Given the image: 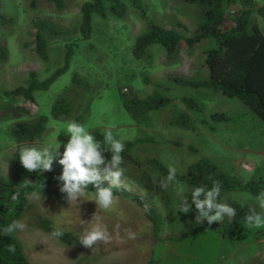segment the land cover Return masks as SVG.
Here are the masks:
<instances>
[{"label": "rangeland", "instance_id": "1", "mask_svg": "<svg viewBox=\"0 0 264 264\" xmlns=\"http://www.w3.org/2000/svg\"><path fill=\"white\" fill-rule=\"evenodd\" d=\"M86 1L89 0H69L67 9L60 12L45 0H0V15L6 19V25L0 27V45L8 52L6 61L0 59V94L26 87L32 72L40 81L46 80L65 66L66 45L71 44L74 51L69 69L49 89L35 92L34 102L16 98L17 106L29 113L25 119L49 117L42 144L17 147L9 135L13 122L0 121L1 175L13 176V154L25 148L59 149L60 155L53 153V164H59L69 139L67 124L77 120L82 121L89 132L95 129L105 132L111 128L120 140H139L133 151L134 158L140 163L150 158L158 159L167 168L175 166L179 176L185 175L188 167L201 159L210 160L225 174H235L245 150L264 153V122L241 101L213 90L180 86L173 81L174 78L208 80L206 51L214 47V41H204L194 48L182 43L173 60L167 58L161 46L155 45L149 48L148 59H137L133 54L135 41L146 29L142 16L129 2H126L129 12L124 19L112 14L105 18L95 15L92 38L85 40L78 33V27L81 5ZM142 1L149 16L159 25L175 29L186 37L195 34L199 21L195 6L184 0ZM254 2L257 8L264 7V0ZM238 10L234 7L229 11L230 26L238 17ZM252 16L264 33V18L256 12ZM39 21H50L70 29L75 32V38L69 41L62 37L51 39L44 60L36 47L35 24ZM76 78L80 79V86ZM155 93L171 99L172 103L162 111L151 112L149 118L137 120L124 106V98L142 100ZM60 97L73 105L69 119L52 118V107ZM259 165L256 175L264 183V158ZM125 169L122 188L136 194L145 208L158 213V230L130 200L117 197V203L104 211L97 208L95 193L87 192L74 204L67 202L65 194L62 201L55 196L42 195L40 200L29 199V209L22 221L27 228L17 231L32 264H134V255L147 248L154 251L149 264L224 263L226 253L222 251L226 240L220 241V235L208 231L210 227L205 224H194L195 207L192 206L187 214L177 212L181 196L177 195L175 182L167 189L162 188L161 181L166 182L167 176L156 172L152 174L153 188L144 189L135 181L141 178L142 170L135 165ZM176 180L184 186L183 195L189 201L187 184ZM257 186L264 189L262 183ZM238 194L237 200L247 198L245 193ZM257 204L254 209L264 213L259 202ZM95 213L113 239L93 250L64 244L40 227V221L46 219L54 228L79 240L83 232L96 223L92 220ZM129 229L136 233V239L127 238L126 230ZM245 229L248 240L255 230L264 235V228L249 229L245 224ZM217 231L226 233L229 228L218 227ZM166 248H173L175 254Z\"/></svg>", "mask_w": 264, "mask_h": 264}, {"label": "trees", "instance_id": "2", "mask_svg": "<svg viewBox=\"0 0 264 264\" xmlns=\"http://www.w3.org/2000/svg\"><path fill=\"white\" fill-rule=\"evenodd\" d=\"M53 4L58 11H64L68 7L69 0H45ZM187 4L197 8L199 13L198 27L195 34L186 37L175 29H166L156 23L149 16L148 9L142 0H89L81 5V19L78 33L85 40H90L94 32L93 18L98 15L105 18L112 14L119 19H124L129 12L130 6L138 12L146 22L145 31L136 39L133 54L137 59H148L150 57L149 48L155 45L161 46L167 54L169 60H173L179 46L184 43L189 48H194L207 40L215 42L213 48L206 51L205 65L208 69L209 79L203 81H190L174 78L173 81L180 86L192 87L203 90H213L225 97L241 101L257 118L264 122V33L258 23L253 19L252 14L256 12L264 18V7H258L254 0H184ZM238 7V17L235 23L230 26L229 11ZM6 19L0 15V27L6 25ZM11 23V21H9ZM36 47L40 57L44 60L48 56V46L51 39L67 38L73 40L75 32L63 28L50 21H39L35 24ZM68 51L65 56V66L57 69L44 81L37 78V74L32 72L26 87H18L11 91H3L0 94V114L4 122H13L9 127V135L17 147L38 145L44 142L48 131V116H39L36 119H25L29 113L24 108L17 106L16 98L23 97L30 102H34V93L44 91L62 76L68 69L74 54L71 44L66 45ZM0 59L6 61L8 52L0 45ZM75 82L80 86L79 78ZM124 106L129 113L137 120L149 118L151 112L166 109L172 100L161 94L155 93L142 100L124 98ZM73 105L65 97L56 100L52 107V118L54 120H66L72 116ZM219 119H221L219 117ZM76 122L82 124V121ZM91 133L99 140L105 152L103 155L107 160L111 159V152H108V145L104 143L105 132L99 129L92 130ZM114 137L120 140L115 133ZM125 149L122 153V167L130 165L137 166L142 170L140 179L135 180L137 185L146 189H152L153 173L168 175V168L158 159L150 158L147 162H139L133 157V151L138 141H123ZM21 151L13 154V176L11 178L0 174V264H32L25 253L23 244L17 232L11 235H4L3 228L13 220H20L26 217L29 209L30 194L34 190H39L44 185L43 195L55 196L59 200H64V194L59 191L62 182L56 178L62 174L63 167L60 164L52 163V170L46 172H28L20 163L19 155ZM209 176L212 179H209ZM177 179L184 181L188 188V198L191 202V193L195 187L204 186L208 189L212 187L213 180L219 181L221 185L219 202L222 196L228 191H243L257 195L264 191L260 186H255L254 182L243 183L228 174L222 172L208 159H201L192 163L185 175H176ZM28 179L33 182L29 187L23 185V181ZM102 187H108L109 183L103 181ZM95 187L88 186V192L95 193ZM112 191L116 197L130 200L136 203L144 216L154 224V229L158 230L160 218L158 213L151 208H145L139 197L122 187H113ZM19 193L16 201L12 200V195ZM195 207V205H192ZM205 227L212 225L205 224ZM40 227L44 232L51 235L55 230L51 222L46 219L40 221ZM61 231V230H60ZM63 232V231H62ZM61 238H56L67 245H79V240L74 236L63 232ZM193 233V232H192ZM187 236V235H185ZM9 244L15 245V252L7 251Z\"/></svg>", "mask_w": 264, "mask_h": 264}, {"label": "clouds", "instance_id": "3", "mask_svg": "<svg viewBox=\"0 0 264 264\" xmlns=\"http://www.w3.org/2000/svg\"><path fill=\"white\" fill-rule=\"evenodd\" d=\"M66 135L69 136L67 143L64 145V151L59 164L62 165V174L56 179L62 182L59 191L65 194V199L69 204L78 203L88 192V186L95 187V200L97 208L109 211L116 203L117 197L114 195L112 188L120 187L122 179L125 176L126 169L122 167L124 162L122 153L125 149L124 143L116 139L111 128L107 129L103 136V141L109 147L111 159L107 160L103 153L106 151L102 143L86 127L76 121H70L67 124ZM60 148V147H59ZM53 153L60 155L59 149L52 151L45 147L44 149L25 148L21 150L19 159L20 163L28 172H46L52 170ZM177 168L168 166V175L166 182L161 181L160 186L164 189L175 182L177 195L181 196L177 212L187 214L195 205L197 215L195 222L202 224L205 220L209 225L220 223L225 217L232 218L236 215V209L227 203L219 202L221 185L219 181L213 180L210 189L200 186L195 187L191 193V202L184 197L185 188L176 180ZM209 179H212L209 176ZM103 181H108V187H102ZM23 185L27 188L33 184L32 181L25 179ZM44 185L39 190H34L28 194L32 200H40L43 195ZM19 193L12 195V200L16 201ZM259 206L264 209V191L257 196ZM92 220L96 223L90 230H85L81 235L79 242L85 247L93 250L100 244L111 243L113 237L108 228L101 222V218L95 213ZM245 224L249 229L264 228V213H258L255 209H250L244 218ZM119 228V225L116 226ZM27 225L20 220H13L3 228L4 235H11L17 231L23 232ZM127 231L128 239H136V233L130 229ZM64 233L55 230L51 233L54 238H61ZM7 251L14 253L15 245L9 244Z\"/></svg>", "mask_w": 264, "mask_h": 264}, {"label": "crops", "instance_id": "4", "mask_svg": "<svg viewBox=\"0 0 264 264\" xmlns=\"http://www.w3.org/2000/svg\"><path fill=\"white\" fill-rule=\"evenodd\" d=\"M263 158L264 153L261 151L245 150L243 156L238 160V170L235 174L230 173L229 176L233 177L234 179H238L243 183L254 182L255 186L260 183L264 184L262 178L256 175L257 171L260 169L259 163L263 161ZM238 193L247 194V198H240L237 200L236 197L240 195ZM222 202L227 203L235 208L236 215L232 218L225 217L220 223L214 222L211 224L212 227L208 228L207 230L220 235V241L226 240L227 244H225L224 251H222V253H226L223 264H264L263 233L257 232L256 230L252 231L249 240L245 236L247 230L245 229L244 218L249 213L250 209H254L255 207L257 209V195H253L248 192L232 190L223 194ZM194 224H197L195 219ZM202 224L208 223L205 220ZM225 226L229 228V231L226 233H224V231L222 233L217 231L218 227L224 228ZM166 249H170V251H173L175 254V250L173 248ZM218 251L220 253V250ZM134 256L136 257L134 259V264H149L150 260H152L154 257V251H150V248H147L146 250L141 251Z\"/></svg>", "mask_w": 264, "mask_h": 264}]
</instances>
